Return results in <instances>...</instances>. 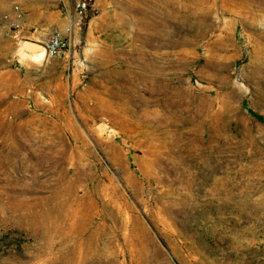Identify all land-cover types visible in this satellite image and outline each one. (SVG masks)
Instances as JSON below:
<instances>
[{
	"label": "rangeland",
	"instance_id": "374dc122",
	"mask_svg": "<svg viewBox=\"0 0 264 264\" xmlns=\"http://www.w3.org/2000/svg\"><path fill=\"white\" fill-rule=\"evenodd\" d=\"M77 1L0 0V264H264V2Z\"/></svg>",
	"mask_w": 264,
	"mask_h": 264
},
{
	"label": "crops",
	"instance_id": "0c3cea01",
	"mask_svg": "<svg viewBox=\"0 0 264 264\" xmlns=\"http://www.w3.org/2000/svg\"><path fill=\"white\" fill-rule=\"evenodd\" d=\"M86 26L98 48L117 52L131 43L134 19L128 8L115 1L94 0Z\"/></svg>",
	"mask_w": 264,
	"mask_h": 264
},
{
	"label": "built area",
	"instance_id": "2783aa9c",
	"mask_svg": "<svg viewBox=\"0 0 264 264\" xmlns=\"http://www.w3.org/2000/svg\"><path fill=\"white\" fill-rule=\"evenodd\" d=\"M92 0H78L75 6V22L77 26H82L87 20L88 13L92 9ZM65 43L58 36L53 37L46 46L47 57L53 58L64 49Z\"/></svg>",
	"mask_w": 264,
	"mask_h": 264
},
{
	"label": "bare ground",
	"instance_id": "6f19581e",
	"mask_svg": "<svg viewBox=\"0 0 264 264\" xmlns=\"http://www.w3.org/2000/svg\"><path fill=\"white\" fill-rule=\"evenodd\" d=\"M264 2V0H258ZM73 27V23H69L68 30H71ZM25 56L29 59L27 62H29L32 65H42L47 60V52L46 47L41 45H35L31 52L25 53ZM25 58V57H24Z\"/></svg>",
	"mask_w": 264,
	"mask_h": 264
},
{
	"label": "water",
	"instance_id": "95a60500",
	"mask_svg": "<svg viewBox=\"0 0 264 264\" xmlns=\"http://www.w3.org/2000/svg\"><path fill=\"white\" fill-rule=\"evenodd\" d=\"M34 46H35V45H33V44H31V45H30V44H27V45H26V47L29 48V49H32Z\"/></svg>",
	"mask_w": 264,
	"mask_h": 264
}]
</instances>
